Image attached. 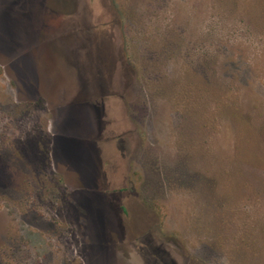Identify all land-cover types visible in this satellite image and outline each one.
<instances>
[{"label":"rangeland","instance_id":"374dc122","mask_svg":"<svg viewBox=\"0 0 264 264\" xmlns=\"http://www.w3.org/2000/svg\"><path fill=\"white\" fill-rule=\"evenodd\" d=\"M150 245L264 264V3L0 0V264Z\"/></svg>","mask_w":264,"mask_h":264},{"label":"flooded vegetation","instance_id":"af4514ba","mask_svg":"<svg viewBox=\"0 0 264 264\" xmlns=\"http://www.w3.org/2000/svg\"><path fill=\"white\" fill-rule=\"evenodd\" d=\"M101 49H103V48H100V50ZM114 49H116V48H114ZM113 53H114V51H112L109 47H104V51L101 53L99 52V55H97V56H100V57H98L99 58L98 62H100V64H102V65H109L111 63V61H113V57L115 56V54H113ZM95 59L92 58L93 65L97 66V64H95ZM114 60L118 61L119 59L114 57ZM106 70H107V68H106ZM100 72H101V70H100ZM99 76H100V81L102 82L101 85L104 86L105 80H103V77L101 75H99ZM108 83H111V80L108 81ZM82 87L84 88V86H82ZM75 104H76V102H75ZM78 110L79 109H73V111H74L73 113L76 114ZM57 135L61 136V134H57ZM53 164L55 165L54 162H53ZM89 183H90V185H88L86 183V186H84L83 190L89 189L91 192L96 193L97 192V186H95V185L93 186V183L91 181ZM58 190H59L58 188L55 189L56 192ZM150 250L151 251L149 252V254H150V257L153 259L154 264H179L177 259L174 258V256L172 255V253L169 252L167 249L162 248V246L160 247V245H158V246L150 245ZM188 258H189L188 264H203L202 261L199 262V260L192 257L191 255Z\"/></svg>","mask_w":264,"mask_h":264},{"label":"trees","instance_id":"16d2710c","mask_svg":"<svg viewBox=\"0 0 264 264\" xmlns=\"http://www.w3.org/2000/svg\"><path fill=\"white\" fill-rule=\"evenodd\" d=\"M257 2L259 3V0H257ZM264 3V0H262V4Z\"/></svg>","mask_w":264,"mask_h":264},{"label":"water","instance_id":"95a60500","mask_svg":"<svg viewBox=\"0 0 264 264\" xmlns=\"http://www.w3.org/2000/svg\"><path fill=\"white\" fill-rule=\"evenodd\" d=\"M84 89V88H83Z\"/></svg>","mask_w":264,"mask_h":264}]
</instances>
